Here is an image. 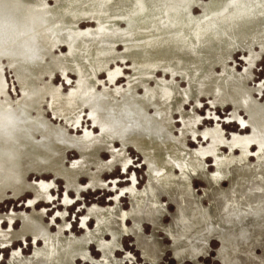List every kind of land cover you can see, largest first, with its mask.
<instances>
[{"label":"rangeland","instance_id":"1","mask_svg":"<svg viewBox=\"0 0 264 264\" xmlns=\"http://www.w3.org/2000/svg\"><path fill=\"white\" fill-rule=\"evenodd\" d=\"M239 1L186 0L185 7L150 0L144 7L154 13H175L176 18L181 11L194 23L210 21L208 17L231 9L232 4ZM59 3L60 0L40 2L46 8H60ZM86 15L74 21L72 27L81 43L93 46L95 43H91L98 35L111 27L120 31L115 35L118 39L114 43L115 58L104 60L108 62L105 68L95 69L101 61L99 57L89 56L93 55V49L74 55L70 45L51 36L42 53L46 73L33 82L34 88L19 76L17 60H1L0 105L10 112L17 109L31 91H41L42 101L38 111L32 113V122L44 121L45 127L55 135H64L68 145L73 143L64 150L62 165L76 179L67 183L47 171L32 170L27 172V188L22 193L12 195L9 191L0 200V264H10L15 255L18 259H31L36 250L42 251L43 240H34L30 235L24 241L1 243V240L6 242L13 231L21 229L19 217L32 215L40 218L51 234H57L59 225L64 224L68 228L62 229L61 234L87 240L83 247L87 258L77 256L73 264H147L148 260L155 264H264V216L260 219L248 216L242 226L232 229L213 225L214 209L221 203L215 205L211 195L236 189L246 173L242 167H230L228 177L222 178L219 185L210 179L225 175L223 166L240 159L252 166L264 162V139L254 137L249 115L236 107L226 90L213 94L202 86L197 87L195 77L187 71L154 70L151 76L145 77V66L154 64L159 57L162 61L164 58L155 50L151 55L146 49L141 52L137 48L140 42L127 44L122 38L128 22L136 18L113 20L104 16L99 19L95 10ZM256 52L257 59L252 61L246 51H235L228 61V72L237 77L244 75L252 62L247 87L256 103L264 108V51L257 48ZM91 72L90 89L84 92L79 84L84 82L86 73ZM215 73L217 79L226 77V72L220 68H216ZM162 79L164 83L160 85ZM156 92L162 95L159 112L166 126V137L181 150V162L174 166L173 176L190 180L188 188L194 198L190 211L185 212L175 192L171 194L164 183L149 177V168L141 153L134 146H125L127 125L109 115L116 106L129 101H150ZM81 94L89 98V104L83 103ZM8 112H4L5 115ZM156 113L153 107L147 109L150 117ZM0 120L4 121L1 114ZM97 146L102 147L98 156L93 155ZM262 175L258 181L264 184V171ZM149 186L157 190L154 207L158 208V213H154L152 220L142 216L139 222L136 216H129L133 211L132 195L146 192L140 211L147 214L152 200ZM104 211L110 212V218L101 237L96 235L97 219L106 216ZM207 219L212 221V226ZM144 247L152 250L157 258H147Z\"/></svg>","mask_w":264,"mask_h":264},{"label":"bare ground","instance_id":"2","mask_svg":"<svg viewBox=\"0 0 264 264\" xmlns=\"http://www.w3.org/2000/svg\"><path fill=\"white\" fill-rule=\"evenodd\" d=\"M60 1V8H46L40 4L41 0H0V63L3 59L17 60L18 74L28 80L30 88H34L36 85L33 82L46 73V70H43L42 53L46 50L49 36L60 43L70 45L74 49L72 51L75 52L74 55L93 49L94 52H91L93 55L89 56L99 57L101 61L95 69L105 68L108 62L103 61L115 58L114 43L118 40L115 35L120 31L117 27H111L107 32L100 33L96 41L91 43L95 44L90 46L76 39L72 31L74 21L83 18L84 15L86 17V13L92 10L93 12L95 10L99 19L104 16L113 20L132 17L136 19L128 22L129 27L122 38L127 44L129 41L135 44L141 43L139 47L136 46L141 52H145L146 49V52L148 51L151 55L150 52L155 50L164 58L162 61L159 57L154 64H147L145 77L151 76L154 70L163 73L183 70L192 74L195 77L194 84L197 87L202 86L208 93L216 94L220 89L226 90L236 107L242 108L249 115L254 137L263 136L262 139H264V108L256 103L251 89L247 87L252 62L249 63L244 75L237 77L228 72V61L235 51H246L252 61L257 59V48L259 51H264V0L254 3L240 0L233 3L231 9L208 17L210 21L197 20L194 23L191 22L192 19H187L181 14V11L177 18L175 13L147 11L144 6L150 0ZM160 1L168 2L169 5L179 3L182 6L186 0ZM70 41H72L71 44ZM146 42H151L153 45H147ZM216 68L226 72L224 79H217ZM91 77L92 72L86 73L84 82L79 84L84 92L90 89ZM163 83L162 79L160 85ZM165 84L173 88L171 84L166 82ZM157 85L160 86L159 82ZM81 96L83 103L89 104V98L84 94ZM161 98L162 95L156 92L150 101L146 99L129 101L126 105L116 106L109 115L116 122L122 121L127 125L125 146H134L141 153L148 165L151 175L149 177L164 183L171 194L175 192L186 212L192 209L194 198L188 188L190 180H186L185 177L178 180L173 176L172 170L177 163L181 162L182 156L180 148L166 137V126L159 112ZM41 101L42 92L31 91L17 109L8 112L7 107L0 105V114L4 119V121L0 120V200H3L9 191L12 195L22 193L27 188L25 184L27 172L32 170L47 171L55 178H62L67 183L71 179H76L70 170L62 165L64 150L72 147L73 143L68 145L64 141V135H55L45 127L44 121L32 122V113L38 111ZM150 107L157 110L156 116H148L147 109ZM4 112L8 114L5 115ZM100 150L102 147L97 146L93 155L98 156ZM193 162L192 159L191 164ZM223 167H225L223 168L225 175L210 179L215 185H219L222 178L228 177L230 167L234 169L242 167L246 175L236 189L228 192L217 191L211 195L215 205L221 203L214 209L213 225L220 229H232L242 226V222L248 216L255 219L263 217L264 184L258 180L263 176L264 162L259 161L252 166L245 163L244 159H240ZM149 187L152 200L147 214L140 211L143 209L146 192H143V195L137 193L132 195L133 211L129 213V216H136L139 222L143 220V217L152 220L154 213H158V208L154 207L156 206L154 203L157 202V190L152 186ZM104 212L106 216L103 219L99 217L97 219L99 232H105L104 225L110 218V212ZM19 219L22 222L21 229L13 231L7 241L1 240V243L9 245L24 241L30 235L34 240L41 238L44 244L42 251L36 250L37 253L31 259H23L22 256L18 259L15 255L11 258L10 264H73L77 256L87 258L83 250L87 240L82 241L73 236L63 238L60 233L61 226L58 227L57 234H51L41 223L40 218L35 215L30 218L19 217ZM207 220L212 226V221ZM143 250L147 258L151 260L157 258V255L152 254V250H148V247H144Z\"/></svg>","mask_w":264,"mask_h":264},{"label":"crops","instance_id":"3","mask_svg":"<svg viewBox=\"0 0 264 264\" xmlns=\"http://www.w3.org/2000/svg\"><path fill=\"white\" fill-rule=\"evenodd\" d=\"M90 213H91V212H90ZM44 226H45V225H44ZM60 226L62 227V229H64V228H68V226H67V225H64V224H63V225H59V227H60ZM45 227H46V226H45ZM46 228H47V227H46ZM47 229H48V228H47ZM96 230H97L96 235L98 236V235L100 234L101 237H103L104 231H103V232H99V231H98V228H96ZM48 231H49V230H48ZM62 232H63V230H62ZM70 236H73V235H70ZM62 237H63V238H67L66 235H64L63 233H62ZM147 260H148V259H147ZM147 264H155V263H152L151 261L148 260V263H147Z\"/></svg>","mask_w":264,"mask_h":264}]
</instances>
